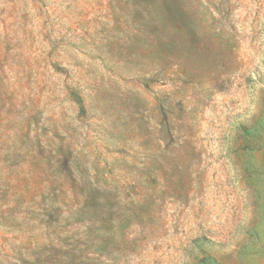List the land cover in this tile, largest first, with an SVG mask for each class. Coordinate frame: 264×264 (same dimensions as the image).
<instances>
[{"label": "rangeland", "instance_id": "rangeland-1", "mask_svg": "<svg viewBox=\"0 0 264 264\" xmlns=\"http://www.w3.org/2000/svg\"><path fill=\"white\" fill-rule=\"evenodd\" d=\"M0 264H264V0H0Z\"/></svg>", "mask_w": 264, "mask_h": 264}, {"label": "trees", "instance_id": "trees-1", "mask_svg": "<svg viewBox=\"0 0 264 264\" xmlns=\"http://www.w3.org/2000/svg\"><path fill=\"white\" fill-rule=\"evenodd\" d=\"M175 28H179V26L175 27Z\"/></svg>", "mask_w": 264, "mask_h": 264}]
</instances>
